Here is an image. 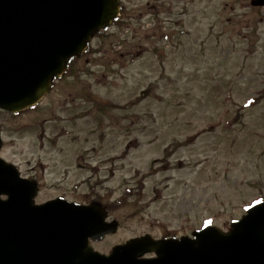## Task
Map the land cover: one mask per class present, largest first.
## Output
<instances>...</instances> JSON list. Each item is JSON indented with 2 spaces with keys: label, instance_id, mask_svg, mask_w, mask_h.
<instances>
[{
  "label": "rangeland",
  "instance_id": "374dc122",
  "mask_svg": "<svg viewBox=\"0 0 264 264\" xmlns=\"http://www.w3.org/2000/svg\"><path fill=\"white\" fill-rule=\"evenodd\" d=\"M250 0H121L122 17L41 102L0 110L5 160L36 202L100 204L118 229L228 230L264 201V7Z\"/></svg>",
  "mask_w": 264,
  "mask_h": 264
},
{
  "label": "water",
  "instance_id": "95a60500",
  "mask_svg": "<svg viewBox=\"0 0 264 264\" xmlns=\"http://www.w3.org/2000/svg\"><path fill=\"white\" fill-rule=\"evenodd\" d=\"M119 11V0H0V108L19 112L37 104ZM38 190L0 157V264H264V202L227 232L206 225L194 237L145 234L107 255L91 240L115 232L117 220L107 221L98 203L57 198L36 204Z\"/></svg>",
  "mask_w": 264,
  "mask_h": 264
},
{
  "label": "flooded vegetation",
  "instance_id": "af4514ba",
  "mask_svg": "<svg viewBox=\"0 0 264 264\" xmlns=\"http://www.w3.org/2000/svg\"><path fill=\"white\" fill-rule=\"evenodd\" d=\"M251 2V10H253L254 8H256L257 6H253L252 5V3L255 1V0H250ZM56 85H54V87H55ZM0 110H2V109H0ZM3 111H5V110H3ZM8 112V111H7ZM9 114H10V112H8ZM22 113V112H21ZM21 113H19L18 115H20ZM1 131H2V129H1ZM3 132V131H2ZM4 144V143H3ZM3 146H2V148H1V150H0V156H1V152L3 151ZM2 157V156H1ZM9 163H10V159L9 160H7ZM23 176H25V177H28V178H30V176H28V175H23ZM62 197H64V196H62ZM64 198H66V199H68V200H71V201H76V200H74V199H71V198H68L67 196H65ZM44 202V201H43ZM84 203H86V202H84Z\"/></svg>",
  "mask_w": 264,
  "mask_h": 264
},
{
  "label": "trees",
  "instance_id": "16d2710c",
  "mask_svg": "<svg viewBox=\"0 0 264 264\" xmlns=\"http://www.w3.org/2000/svg\"><path fill=\"white\" fill-rule=\"evenodd\" d=\"M120 21V17L116 19L115 23L117 24Z\"/></svg>",
  "mask_w": 264,
  "mask_h": 264
}]
</instances>
